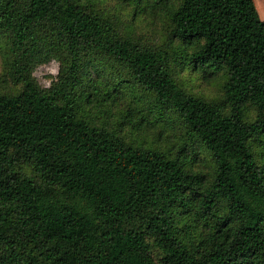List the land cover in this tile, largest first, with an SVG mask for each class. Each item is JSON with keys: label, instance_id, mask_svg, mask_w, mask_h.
Instances as JSON below:
<instances>
[{"label": "trees", "instance_id": "16d2710c", "mask_svg": "<svg viewBox=\"0 0 264 264\" xmlns=\"http://www.w3.org/2000/svg\"><path fill=\"white\" fill-rule=\"evenodd\" d=\"M117 1L163 6L161 43L123 35L91 0H0L16 87L0 93V264H264V22L252 0ZM49 60L58 71L42 88L32 70ZM183 65L221 76L219 98L185 92ZM112 113L120 126L163 121L173 150L126 141Z\"/></svg>", "mask_w": 264, "mask_h": 264}, {"label": "rangeland", "instance_id": "374dc122", "mask_svg": "<svg viewBox=\"0 0 264 264\" xmlns=\"http://www.w3.org/2000/svg\"><path fill=\"white\" fill-rule=\"evenodd\" d=\"M98 8L99 12L109 19H113L119 31L123 35L135 38L140 43L159 45L166 34L167 21L165 17L166 9L158 5L154 10L139 9L133 11L131 6L122 4L117 0H91ZM253 7L256 11L259 21L264 22V0H252ZM3 40L0 38V93H12L16 90L8 78L5 76L8 63L7 54L2 46ZM58 71V64L54 60L36 65L32 70V77L36 83L47 88L50 82L55 78ZM115 82L118 81L119 75L112 72ZM179 86L188 94L201 97L205 100H216L221 94L222 77L217 76L212 79H204L202 76L193 72L188 65H183L177 75ZM136 96H142L141 91L136 89ZM145 98V97H144ZM143 98V100H144ZM142 99V98H141ZM122 99H120L121 101ZM124 103L123 101H121ZM119 103L118 105L122 104ZM120 114H125V104L119 107ZM251 115V110H248ZM135 117H129L130 125L120 126L121 120L119 115L111 114L108 121L109 128L118 129L124 139L133 144H139L143 147L156 148L167 154L174 148L176 133L172 128L167 126L163 121L153 122L148 120V124L138 125ZM260 151V149L258 150ZM205 164L201 165L200 171L205 173Z\"/></svg>", "mask_w": 264, "mask_h": 264}]
</instances>
